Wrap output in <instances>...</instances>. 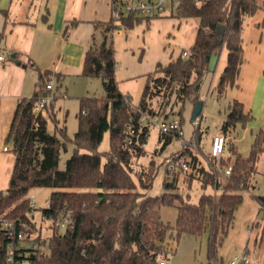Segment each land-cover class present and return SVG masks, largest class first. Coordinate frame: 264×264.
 Instances as JSON below:
<instances>
[{
	"label": "trees",
	"instance_id": "1",
	"mask_svg": "<svg viewBox=\"0 0 264 264\" xmlns=\"http://www.w3.org/2000/svg\"><path fill=\"white\" fill-rule=\"evenodd\" d=\"M259 8L258 0H201L198 3L183 0L170 16L198 19L196 41L187 57L183 56V50L181 56L166 66L158 65L148 75L138 106H133L118 87L112 43L116 22L111 19L109 23L100 24L101 42L94 43L87 51L83 75L101 78L106 97L85 96L80 99L78 129L72 139L75 149L65 170L59 169V161L61 152L67 150L66 134L61 138L50 133L46 114L38 109L40 100L53 93L46 89L51 77L39 75V90L17 105L7 136L16 161L8 188L0 191V217L14 220L18 225L28 224L31 237L27 240L43 245L36 249L32 248L31 242L20 246L17 262L161 264L168 260L165 241L169 233L177 240L183 234L194 237L208 234L210 264L218 262L219 249L234 223L236 210L243 202L242 191L251 187L258 173L257 164L264 155V129L256 134L248 157L236 153L233 171L228 176L224 175L223 168L229 162L221 159L219 164L223 165L216 168L218 160L211 158L210 153L207 160L214 165H203L199 158L200 132L196 133L198 146L193 145L172 155V158L184 157L191 168V172L183 176L184 181L197 179L202 187L211 186L214 190L212 194H202L199 201L193 203L188 196L172 192L178 189L180 175L167 168L165 191L158 196L148 194L157 170L153 162L149 167L135 169L137 159L146 153L145 145L152 125L150 121L140 123L141 110H146L159 97L162 103L157 112L148 111L163 121L175 120L169 118L175 113L174 107L186 101H190L195 109L201 100L204 79L210 73V58L224 45L227 62L216 93L223 97L229 88L237 86L244 63L243 23ZM139 21L126 18L123 24L129 28ZM219 25L225 28L222 44H217ZM153 82L157 88L151 85ZM226 115L221 128L227 136L238 124H247L253 119L251 112L236 99L230 101ZM131 130L134 131L132 134ZM106 132L110 133V149L103 154L99 147ZM174 136L176 134L172 132H161L165 145ZM35 187L53 189L50 208L45 206L40 210L46 226L43 221L41 225L35 221L34 207L28 197L29 191ZM254 197L264 214V196ZM165 207L177 209L174 224L163 219L162 209ZM62 210L71 211L73 218V222L64 227L59 226L57 219ZM37 211L38 208L35 213ZM50 219L54 221L49 222ZM44 226L50 229L47 239L43 238ZM250 231L252 236L244 250L249 255L264 246V220L252 224ZM8 241L7 235L0 234L2 254ZM2 254L0 262L4 258Z\"/></svg>",
	"mask_w": 264,
	"mask_h": 264
},
{
	"label": "crops",
	"instance_id": "2",
	"mask_svg": "<svg viewBox=\"0 0 264 264\" xmlns=\"http://www.w3.org/2000/svg\"><path fill=\"white\" fill-rule=\"evenodd\" d=\"M258 3L260 8L244 20H247L245 25L243 23L244 63L238 84L226 93L231 95L232 100L243 103L246 111H253L258 118L264 119V1L261 3L258 0ZM111 16V0H0V55L5 57V60L0 61V191L8 188L15 166L16 156L12 145L7 143V136L18 103L39 90L40 74L50 76V81L56 80L59 87L68 79L85 77L83 69L86 53L94 43L100 44V24L109 23ZM183 20L188 22L187 19ZM156 21L159 19H153V22ZM144 22L149 21H139L137 26ZM176 25L173 31L183 39V47L177 53L173 50L166 61L163 55L162 58L159 55L152 56V52L160 53L161 45L151 47L145 39L141 44L136 43L128 31L134 26H122L120 32L113 33L118 87L133 106L140 103L148 75L158 65L166 66L181 56L183 50L189 52L194 45L199 20L194 25H183L182 21ZM151 85L157 88L154 82ZM152 106L146 109L147 112L153 109ZM217 134H224L227 141L230 140L222 128ZM256 203L253 213H247L248 228L256 222L253 220L257 214L261 213V207ZM239 207L237 213L240 212ZM249 238L248 233L243 231L234 240L241 246L242 253ZM222 246L218 252V262L227 263L234 255L224 261Z\"/></svg>",
	"mask_w": 264,
	"mask_h": 264
},
{
	"label": "rangeland",
	"instance_id": "3",
	"mask_svg": "<svg viewBox=\"0 0 264 264\" xmlns=\"http://www.w3.org/2000/svg\"><path fill=\"white\" fill-rule=\"evenodd\" d=\"M263 3L264 0H259ZM166 18H156L159 21L153 22V19L149 22H144L142 25L134 26L132 30H128L131 36L134 37L136 43L141 44L145 39L151 47L161 45V51L159 54L152 52V56L159 55L165 58V61L170 56V53L175 50L177 53L183 47V39L179 38L178 35L173 31L174 25L177 28V23L182 21L189 25L197 23V19L177 20L176 17H170L168 12ZM247 22V20H246ZM244 22V25L246 24ZM148 23V26H147ZM111 41V40H110ZM98 44V43H96ZM164 53H161V52ZM163 62V59H161ZM227 62V50L225 45L222 47L219 62L216 70L210 72L204 79L201 87V100L204 102L203 110L199 116L197 122H192L193 104L190 101H186L185 104H179L174 107L175 113L169 118L175 119L181 122V127L184 133L183 140L193 143L198 146L197 132H200L201 141L199 147L201 149L199 158L203 165L208 167L209 164L214 165L213 162H208V154L212 147V137L216 133L221 131L223 122L227 117L228 105L232 100L231 95L227 94L223 97H218L216 93V86L221 73L223 72ZM55 90L51 94L55 99L51 101L50 94L47 98L46 108L42 111L46 114L48 119V130L52 134H57L62 138L64 134L67 137V150L61 152L59 161V169L65 170L67 162L72 156L75 146L72 141L74 134L78 129V114L80 112V99L88 96L97 99H103L106 97L103 81L101 78H86L81 79H68L66 83H63L62 87L57 85L56 80L53 81ZM67 97L64 98L63 95ZM156 103V104H155ZM151 112H157L159 105L162 103L161 97L155 101ZM253 115V119L247 124H238L230 133V140L226 144L224 153L221 158L215 163L216 168L223 165L219 164L220 160L228 161L232 164L236 158V153L242 157H248L250 155L252 144L255 140L256 134L260 129L264 128V119L258 118L253 111H250ZM199 131H198V130ZM199 135V134H198ZM184 145L181 138L174 136L170 143L164 144L161 140V131L158 124L150 126V134L145 145V155L141 156L136 161L135 169L139 170L144 167H149L153 162L155 164L157 174L153 182L152 188L148 191L151 196L161 195L164 189V181L166 180V161L172 157V155L182 151ZM110 149V133L106 132L103 137V141L99 147L101 153H105ZM197 151V150H196ZM208 159V160H207ZM258 173L255 175L251 182V187L242 191L243 202L239 207L240 212H236V218L233 227L229 230L225 244L222 248L224 249L223 258L227 261L230 256L242 253L241 246H238L234 241L236 240L243 231L247 232L251 237V231L247 225L248 212L253 213L254 207L256 206V199L254 196H264V155L259 158L258 161ZM218 166V167H217ZM137 182V177L134 176ZM184 177L181 176L178 180V189L172 192L180 193L183 196H188L191 202L197 203L202 194H212L214 190L211 186L206 188L202 187L201 183L197 179H193L191 182L184 181ZM172 177L170 178V180ZM53 189L45 187H35L29 191L28 197L36 201V207L38 211L35 213V221L41 225V212L47 203ZM244 210V212H242ZM176 208L165 207L162 209L163 219L171 224L176 220ZM242 212V214H241ZM264 214L259 213L253 221L263 222ZM45 228V226H44ZM259 230L261 231L262 229ZM64 230V228H62ZM43 238L50 235V229H42ZM47 239V238H46ZM45 239V240H46ZM208 235L204 234L201 237H194L189 234H183L178 240L173 238L169 233L167 235L165 246L168 249V260L167 264H210L208 258ZM27 245V244H25ZM48 245V243H47ZM225 245V246H224ZM252 257L256 260L252 264H264V246L260 249L252 251ZM214 262L211 264H217ZM27 264V263H26Z\"/></svg>",
	"mask_w": 264,
	"mask_h": 264
},
{
	"label": "built area",
	"instance_id": "4",
	"mask_svg": "<svg viewBox=\"0 0 264 264\" xmlns=\"http://www.w3.org/2000/svg\"><path fill=\"white\" fill-rule=\"evenodd\" d=\"M183 0H111V10H112V20L116 22V29L114 33L121 31V27L124 26L123 20L126 18H132L136 21H150L152 19L161 18L166 16L169 12L170 15L175 11V9L182 3ZM197 3L201 0H195ZM183 56H188V51L183 52ZM5 60L3 55H0V61ZM46 89L48 92L54 90L53 81H49ZM48 96L43 97L39 104L38 109H44L46 107ZM51 101L54 100V97L50 95ZM143 116L140 123L150 121L152 125L158 124L159 129L162 133H175L176 136L181 138V141L184 145V148H189L194 145L193 141L185 142L182 138L184 136L181 124L177 120H168L163 121L158 116H152L147 110H141ZM134 131L131 130L132 134ZM227 144V138L224 134H217L214 136L212 141V147L210 151L211 158L218 160L222 157L225 147ZM7 149L6 147L4 148ZM166 168L170 171H175L181 176L191 172V168L187 163L184 157L170 158L166 161ZM233 171V165L229 164L223 168V173L225 176H228ZM31 206L34 207L33 214H35L36 201L34 199L30 200ZM46 207L50 208V203H47ZM72 212L64 210L60 211L57 215L58 224L60 227L67 226L73 222L71 216ZM35 216V215H34ZM42 221L45 219L42 218ZM54 221V219L48 220ZM47 222L43 221V224L46 226ZM41 227V226H40ZM30 226L26 223L18 225L16 221L9 220L8 218L0 217V234L7 235L9 241L4 247L3 254L0 252V255H4L3 261L0 264H20L16 261V256H19L20 253L17 252L20 246L25 245L26 243L31 242L32 248H41L43 245H38L33 240L28 241L27 238L31 235L29 234ZM256 258L251 255L243 252L234 255L227 264H252L255 262ZM161 264H167V262L162 261Z\"/></svg>",
	"mask_w": 264,
	"mask_h": 264
},
{
	"label": "water",
	"instance_id": "5",
	"mask_svg": "<svg viewBox=\"0 0 264 264\" xmlns=\"http://www.w3.org/2000/svg\"><path fill=\"white\" fill-rule=\"evenodd\" d=\"M224 32H225V28L223 25H219L218 26V30H217V38L219 39L218 40V43L217 44H222V40H221V37L224 36ZM220 55H221V52H216L214 54H212L211 58H210V61H209V65H208V71L209 72H214L216 70V67H217V64L219 62V58H220ZM203 106H204V102L202 100H200L194 111H193V114H192V122H197L199 116L201 115L202 113V110H203Z\"/></svg>",
	"mask_w": 264,
	"mask_h": 264
}]
</instances>
